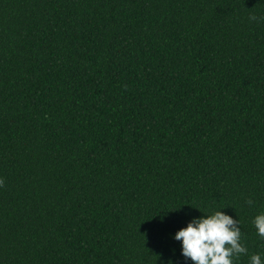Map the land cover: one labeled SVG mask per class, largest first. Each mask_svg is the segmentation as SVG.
I'll use <instances>...</instances> for the list:
<instances>
[{"label":"trees","instance_id":"trees-1","mask_svg":"<svg viewBox=\"0 0 264 264\" xmlns=\"http://www.w3.org/2000/svg\"><path fill=\"white\" fill-rule=\"evenodd\" d=\"M262 17L264 0H0V264H192L174 235L219 210L236 264L264 256Z\"/></svg>","mask_w":264,"mask_h":264},{"label":"clouds","instance_id":"clouds-1","mask_svg":"<svg viewBox=\"0 0 264 264\" xmlns=\"http://www.w3.org/2000/svg\"><path fill=\"white\" fill-rule=\"evenodd\" d=\"M246 203L252 205L253 201ZM204 213L206 215L193 217L186 227L175 233L174 239L182 245V256L192 264H236L241 255L248 254V248L242 242L239 219L222 210ZM252 223L256 234L264 239V212L258 213ZM248 264H264V256L252 253Z\"/></svg>","mask_w":264,"mask_h":264}]
</instances>
